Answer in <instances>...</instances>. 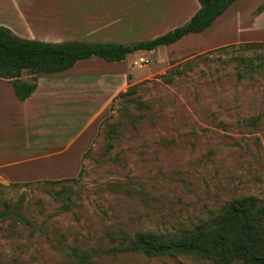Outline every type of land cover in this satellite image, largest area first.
<instances>
[{
    "label": "rangeland",
    "instance_id": "1",
    "mask_svg": "<svg viewBox=\"0 0 264 264\" xmlns=\"http://www.w3.org/2000/svg\"><path fill=\"white\" fill-rule=\"evenodd\" d=\"M249 5L239 0L233 8ZM231 9L177 46L38 76V107L53 114L38 112V137L30 127L27 145L38 144V174L58 175L30 186L0 175V264H214L96 250H123L125 236L138 234L177 238L219 218L236 199L264 202V46H239L264 35L246 13L238 30ZM171 26L122 44L153 40ZM70 27L47 33L70 40L81 33ZM226 41L235 46L193 52ZM141 58L150 63L135 64ZM6 204L18 205L25 219Z\"/></svg>",
    "mask_w": 264,
    "mask_h": 264
},
{
    "label": "trees",
    "instance_id": "2",
    "mask_svg": "<svg viewBox=\"0 0 264 264\" xmlns=\"http://www.w3.org/2000/svg\"><path fill=\"white\" fill-rule=\"evenodd\" d=\"M238 0H198L200 9L189 22L150 41L132 45L115 43H86L68 41L48 43L24 39L8 28L0 26V80L11 84L15 96L26 101L37 90L38 76L58 75L72 70L83 60L101 59L108 64H119L137 52H153L161 46H170L184 37L210 29L219 17ZM264 10L261 6L258 11ZM234 45V44H233ZM228 45L217 49L233 48ZM240 47L255 48L264 44L245 43ZM29 80H24V74ZM178 71L168 76L171 81ZM136 88L127 92L135 93ZM108 148H112L109 144ZM83 171L79 173L81 176ZM65 180L50 183L59 184ZM38 181L13 183L30 186ZM18 205L6 204V212L24 220ZM105 254L132 251L149 258L163 255H189L214 264H264V202L256 197H243L225 204L220 217L210 223L189 229L177 238L138 234L125 236L123 250L113 249Z\"/></svg>",
    "mask_w": 264,
    "mask_h": 264
},
{
    "label": "crops",
    "instance_id": "3",
    "mask_svg": "<svg viewBox=\"0 0 264 264\" xmlns=\"http://www.w3.org/2000/svg\"><path fill=\"white\" fill-rule=\"evenodd\" d=\"M234 5L230 7V11H233L232 16L239 25L237 29L240 30L246 23L242 19V14L246 13L255 27L251 26L264 35V10L258 11L264 6V0H250L247 9H244V5L239 11L233 8L236 7ZM199 9L198 0H0V26L8 28L21 38L48 43L73 40L127 44L129 40L149 38L157 28L165 24L172 25L168 29L170 32L180 26L177 22L183 25L189 22ZM60 26L68 29L70 26H78L81 33L70 40H58L48 35L51 34L48 31ZM41 31L46 33H39ZM201 34L188 35L183 39ZM183 39L168 47L179 45ZM251 40L264 42V38L258 37ZM230 43L233 42L226 41L216 47L201 48L193 52H205ZM70 107L73 106L67 108ZM38 112L53 114L46 105L38 107V87L29 99L20 101L11 84L0 80V175H4L9 182H31L38 181V177L45 174L58 175L55 174L57 171L44 173V170L38 174V144L27 145L30 127L34 128L30 133L38 137ZM28 122L33 125L29 126ZM21 135L23 145L20 143Z\"/></svg>",
    "mask_w": 264,
    "mask_h": 264
},
{
    "label": "built area",
    "instance_id": "4",
    "mask_svg": "<svg viewBox=\"0 0 264 264\" xmlns=\"http://www.w3.org/2000/svg\"><path fill=\"white\" fill-rule=\"evenodd\" d=\"M150 63V60L141 58L139 61H137L135 64H139L141 66H147Z\"/></svg>",
    "mask_w": 264,
    "mask_h": 264
}]
</instances>
